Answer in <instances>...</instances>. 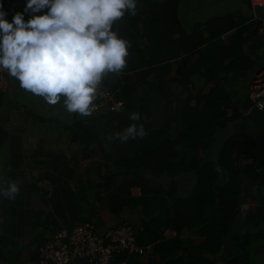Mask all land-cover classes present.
I'll list each match as a JSON object with an SVG mask.
<instances>
[{"label":"trees","instance_id":"obj_1","mask_svg":"<svg viewBox=\"0 0 264 264\" xmlns=\"http://www.w3.org/2000/svg\"><path fill=\"white\" fill-rule=\"evenodd\" d=\"M181 1L138 0L136 15L126 13L123 18L129 30L124 38L130 42L127 65L120 73H110L104 78L116 98L125 101L124 110L100 115L91 119V124L83 122L77 126L88 139L104 143L130 124V113H140L136 123L144 125L146 135L133 139L130 145L117 138L114 147L105 154V159L112 160L120 170L105 179L107 190L112 187L115 190L104 201L114 214L144 204L151 222L137 235L140 246L154 245L166 264H208L210 258L220 264H253L252 250L257 241L264 240V196H253L258 201L255 211H244L242 207L249 197L248 189L264 186V157L255 140L245 136L231 138L217 162L205 157L219 132L241 119L224 84L238 67L230 55L240 51L237 47L242 44L234 48L221 43V37L240 24L233 16L215 18L203 29L198 27L188 34L179 20ZM28 18L29 15L25 17ZM251 22L258 29L259 23ZM243 33L237 29L233 41ZM173 62L177 64L175 76L167 78L172 74ZM195 77L202 79V86L193 84L189 88ZM173 82L187 90L184 100L176 96ZM211 82L215 86L206 91ZM143 86L165 100L160 125L153 129L145 125L142 116L145 113L152 117L149 103L153 98L136 95ZM175 123H180L181 130L173 136L169 131ZM240 159H250L254 166L236 169ZM122 170L129 174L124 182L115 184L117 177L124 175ZM143 170L168 175L170 186L152 188L141 173ZM183 173L196 175L193 192L187 197L176 195L177 177ZM131 174L133 178L129 180ZM133 187L140 188V196H132ZM162 192L163 196L168 193L169 202L163 199ZM163 225L165 231L160 230ZM167 229L177 236L167 238ZM185 230L197 240L182 238ZM127 258H130L127 254L119 257Z\"/></svg>","mask_w":264,"mask_h":264},{"label":"crops","instance_id":"obj_2","mask_svg":"<svg viewBox=\"0 0 264 264\" xmlns=\"http://www.w3.org/2000/svg\"><path fill=\"white\" fill-rule=\"evenodd\" d=\"M25 4L26 0H3L7 18L11 19L15 12L23 11ZM178 14L180 23L188 34L198 27L203 29L207 22L215 18L233 16L234 21L240 24L237 29L244 33L233 41L237 35V29H234L221 37V43L225 46L233 45L234 48L242 44L237 47L240 51L235 50L230 55L231 61L235 60L238 67L230 73L224 84L242 117L254 107L251 83L254 76L264 68V35L251 22L250 0H182ZM116 27L122 37L129 30L123 17L116 22ZM176 68L177 64L173 62L172 74L167 78L175 76ZM193 84L202 86V79L195 77ZM215 84L209 83L205 90L208 91ZM172 86L174 88L179 85L173 82ZM141 89L145 92H141ZM136 95L152 96L150 111L159 107L163 113L165 100L160 94L143 86ZM98 116L100 115L69 113L64 107L63 99L57 104H48L42 97L20 87L18 80L9 77L8 84L0 92V129L3 131L0 133V178L18 182L20 191L15 199L0 197V264H40L39 248L47 240L61 229L72 228L85 221L93 223L97 234L101 236L123 222L132 225L138 235L151 222L144 204L126 207L114 214L110 204L104 202L107 195L115 190V187L107 190L105 179L120 169L112 160L105 159L106 153L102 150L104 148L107 152L109 148H113L117 138L109 137L104 143L88 139L85 131L77 126L83 122L91 124L89 121ZM143 121L150 129L160 125V120L152 125L145 119ZM179 127L181 130V125ZM205 157H211V152L206 153ZM236 169L240 170L241 167L236 164ZM262 171L264 175V170ZM123 172L124 175L118 176L115 184L125 181L129 173ZM141 173L152 188L165 187L161 178H170L166 174L154 175L145 170ZM193 176L195 184L196 175L193 173ZM129 177L131 180L133 175ZM177 180L180 194H188L183 193L188 182L182 180L179 186L180 179ZM258 187L255 185L252 188L254 198L264 196V186L260 189ZM131 194L140 196V188L133 187ZM254 198L250 197L243 204L254 209L253 204H258ZM160 230H166L164 225L160 226ZM165 235L167 238H175L177 233L167 229ZM182 238L197 240L187 230ZM263 244L264 240L256 242L259 261L255 264H264ZM142 247L147 248L145 254L130 257L133 264H166L154 245ZM207 263L220 264L214 258L207 259ZM75 264L91 263L80 258L75 260Z\"/></svg>","mask_w":264,"mask_h":264},{"label":"clouds","instance_id":"obj_3","mask_svg":"<svg viewBox=\"0 0 264 264\" xmlns=\"http://www.w3.org/2000/svg\"><path fill=\"white\" fill-rule=\"evenodd\" d=\"M137 3L26 0L24 10L8 19L0 0V70L48 104L63 99L67 112L88 116L97 107L104 78L127 65L130 42L119 35L114 24L126 13L136 15ZM140 118L139 112L130 113L133 123L110 139L143 138L144 125L135 123ZM244 162L249 164V160ZM19 191L18 182L0 178V197L15 199Z\"/></svg>","mask_w":264,"mask_h":264},{"label":"built area","instance_id":"obj_4","mask_svg":"<svg viewBox=\"0 0 264 264\" xmlns=\"http://www.w3.org/2000/svg\"><path fill=\"white\" fill-rule=\"evenodd\" d=\"M250 6L251 20L259 23V32L264 35V0H250ZM9 77L7 71L0 70V92L8 84ZM251 98L254 108L264 112V68L252 80ZM95 103L97 107L92 113L98 115L120 112L125 106V101L116 98L115 91L105 80ZM146 250L137 243L136 229L129 223H120L101 236L93 223L85 221L61 229L47 240L39 248V263L75 264L76 259L82 258L91 264H132L130 258L119 257L123 254L129 257L143 255Z\"/></svg>","mask_w":264,"mask_h":264},{"label":"water","instance_id":"obj_5","mask_svg":"<svg viewBox=\"0 0 264 264\" xmlns=\"http://www.w3.org/2000/svg\"><path fill=\"white\" fill-rule=\"evenodd\" d=\"M236 136L253 138L264 157V112L253 107L243 114L241 119L224 127L217 135L211 148V158L217 162L226 143ZM237 164L240 166L241 162L238 161ZM227 241L225 238L224 243Z\"/></svg>","mask_w":264,"mask_h":264},{"label":"rangeland","instance_id":"obj_6","mask_svg":"<svg viewBox=\"0 0 264 264\" xmlns=\"http://www.w3.org/2000/svg\"><path fill=\"white\" fill-rule=\"evenodd\" d=\"M188 86H189V88H191V87H193V83H189L188 84ZM174 89V92H175V94H176V96H178V97H180V99L181 100H184L185 98H186V96H187V90H185V89H183V88H180L179 86H176V87H174L173 88ZM141 92H145L143 89H141ZM145 113H142V116H143V120L145 119L147 122H150L151 123V125L153 124V123H155L156 121H159L160 120V118H162L163 116V113L162 112H160V110H159V107H157V108H153L152 109V120H150L151 118H149L150 116H145L144 115ZM89 116H95V114L94 113H92V114H90ZM130 120V119H129ZM131 121V120H130ZM131 122H133V121H131ZM173 126H174V128L172 127L171 128V130L169 131V133L171 134V135H173V136H176L177 134H178V132H179V130H180V123H175V124H173ZM176 129V130H175ZM125 143H129V141H126ZM103 153L105 154L106 153V151H103ZM119 156H120V154H119ZM245 163V162H244ZM244 163H241L240 164V166L239 167H241V169H247L248 167L250 168V167H252L253 166V163L252 162H250L249 164H244ZM177 179H180V182H179V186H180V184H181V181L182 180H184V181H187L188 183H186L187 184V187H186V190L185 191H183V193H188V194H180V190H179V187H178V191H177V193H176V195H178L179 197H187L188 195H191V193L193 192V184H194V176H193V174H187V173H183V174H181V175H178V177H177ZM190 180V181H189ZM170 178H168V177H163V178H161V182H163V184L165 185L166 184V186L165 187H169L170 186ZM177 185H178V182H177ZM182 185H183V183H182ZM159 187H161V186H159ZM168 193H166L165 192V194H164V196H163V192L161 193V196L163 197V199H164V197H165V199L167 200V202H169V198H168V195H167ZM248 196L249 197H247L246 198V201L250 198V197H252V196H254V192H253V190H249L248 191ZM258 202V201H257ZM252 205V204H251ZM254 206H253V208L254 207H256V205L257 204H253ZM243 210L244 211H247V210H250L249 209V205L248 204H243ZM252 211H255V208L254 209H251ZM264 245V244H263ZM264 247V246H263ZM264 257V256H263ZM251 259H252V261H253V264H254V262L256 263L257 261H259V256H257V254H256V247L252 250V254H251ZM263 262H264V259H263Z\"/></svg>","mask_w":264,"mask_h":264}]
</instances>
